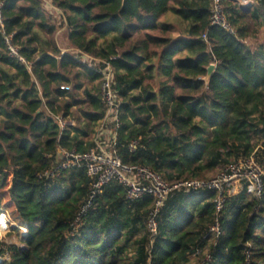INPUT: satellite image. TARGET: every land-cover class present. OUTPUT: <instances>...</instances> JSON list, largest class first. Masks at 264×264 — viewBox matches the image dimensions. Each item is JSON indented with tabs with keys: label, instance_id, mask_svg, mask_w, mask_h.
<instances>
[{
	"label": "trees",
	"instance_id": "trees-1",
	"mask_svg": "<svg viewBox=\"0 0 264 264\" xmlns=\"http://www.w3.org/2000/svg\"><path fill=\"white\" fill-rule=\"evenodd\" d=\"M219 1L220 5L238 3V0ZM50 2L61 13L56 20L42 0H4L0 5V115L20 121L12 126L20 138L15 149L7 143L14 139L12 132L0 131V208L14 216L11 209L15 204L17 211L29 221L27 240H18L20 245L27 243L28 247L12 245L20 249L16 264H202L196 253L199 250L202 254L213 239L208 224L216 215L214 192H189L187 198L193 211L188 213L181 208L171 234L161 237L159 243L163 246L153 245L149 253L146 247H138L144 243L142 237L138 239L139 229L125 232L113 227L101 235L94 228L101 217L95 215L90 217L86 229L78 228L77 235H70L75 215L74 196L54 188L44 192L41 198L42 201L51 198L48 207L37 204L40 185L30 182L35 180L28 171L30 165L16 170L14 161L20 157L13 153H22L35 163L41 154V144L33 141L43 140L45 149L53 148L55 140L49 137L59 134L57 115L73 119L75 125L69 129L82 135L85 141L91 133L97 134L106 113L100 98L102 74L98 71L109 65L119 121L135 105H147V112L152 114L145 115L142 108L136 109L141 116L133 121L139 133L135 139L144 147L138 148L131 158L125 156L122 163L153 165L154 156L160 155L167 167L162 166L158 171L172 174L167 181L170 184L214 178L210 174L216 171L223 155L236 162L253 158L264 170V160L258 159L264 155V142H261L264 47L251 50L242 41L256 33L259 15L253 16L254 23L249 28L241 26V22L253 6L239 11L235 7H222L224 18L235 31L231 34L211 25L213 0ZM121 16H136L141 23L127 25L120 31ZM61 29L71 49L64 53L58 42ZM174 32L178 33L175 37ZM7 36H11L17 57L9 55ZM81 58L85 61L81 62ZM210 64L215 65V70L209 81L204 82ZM161 75L170 78L165 81L166 87L161 86ZM152 82H156V87ZM64 86L69 89H61ZM137 90H142L143 95H130ZM207 90L218 97L212 102L211 114L203 104ZM64 97H70L69 101L62 103ZM161 97H167L173 106L171 110L160 102ZM41 105L47 111L38 110ZM77 109H80L79 117L75 115ZM157 114L167 118L153 124ZM81 117L94 126L89 132L76 127ZM197 118L214 129L212 136L216 139L191 146V155L182 166L173 158L174 153L166 151L168 138L163 135L153 138L151 133L162 125L167 126L174 145L178 129L191 127L197 135L204 133V129L194 124ZM129 128L122 124L118 136L129 133ZM29 129L33 133L31 139L26 135ZM70 139L67 134L60 136L62 144ZM220 149L229 151L222 155ZM44 166L41 162V167ZM187 170L192 172L190 178H186ZM110 191L119 193L122 189L113 184ZM9 194L12 200H8ZM171 194L164 203H168ZM142 200L143 206L133 204L137 214L130 216V222L134 225L154 203L150 195ZM243 201L246 195L238 194L237 199L225 203L222 209V230L227 235L219 238L210 253L215 264H243L246 250L254 252L250 264H264V251H255L264 249V195L258 201ZM113 207L122 211L123 201ZM243 225L246 227L241 231ZM17 231V227H11L9 234ZM2 243L4 239L0 238ZM48 243L53 247H42ZM249 244L254 248H249Z\"/></svg>",
	"mask_w": 264,
	"mask_h": 264
},
{
	"label": "clouds",
	"instance_id": "clouds-1",
	"mask_svg": "<svg viewBox=\"0 0 264 264\" xmlns=\"http://www.w3.org/2000/svg\"><path fill=\"white\" fill-rule=\"evenodd\" d=\"M3 2L4 0H0V4H3ZM68 2L71 3V0H68ZM249 5L253 7L248 13V16L241 22V26L247 25L250 28L254 23L253 16L259 15L260 20L258 23L264 27V0H238L236 5L222 4L220 7H235L239 11L240 8L247 9ZM140 23L141 21L136 16H121L119 18L120 31H123L127 25H138ZM216 63L219 64L220 61L217 60ZM141 71L143 70L141 69ZM160 79L161 86L166 87L165 81L170 78L161 75ZM79 82L75 81L74 83ZM130 95L139 96L143 95V92L142 90H137ZM109 96L111 99L107 102L108 105H116L118 108L115 95L109 93ZM49 98L52 99L53 97L50 96ZM217 98L215 92L210 90L206 91L203 104L208 108L209 114L213 111L212 102ZM69 99L70 97H64L62 103L68 102ZM160 102L167 106L169 110L173 107L169 105L167 97H161ZM147 107V105L133 106L131 111L124 113L125 119L123 121H117L115 115L106 117L103 122L104 128L98 129V135L91 133L87 141L73 129H65L62 125L58 130V135L49 137L55 140V146L53 148L45 149L43 147V140L33 141V143L41 144V154L36 157L35 163L27 160L24 154L14 152V156L20 157L19 160L14 161L15 168L19 170L25 168L27 165L31 166L28 171L30 176H35V180H30V182L40 185V191L36 194L37 204L42 203V206L48 207L51 198L43 201L41 198L44 192L54 188H59L63 192L74 196L75 215L71 222L72 231L70 235H77L76 229L78 228L86 229L90 217L95 215L101 217L94 224V228L101 235L113 227L125 232H129L133 228L139 229L140 237L138 239L142 237L144 243L138 245V247H146L149 253L153 245L159 244L160 247L163 246L159 243L161 237L171 234V230L175 225L178 212L181 208L188 213L193 211V207L187 198L190 191L201 192L202 190L211 188L218 189L219 191L216 195V215L210 219L208 224L211 232L214 233L213 239L202 250V254L199 250L196 253L203 264H215L213 256L210 253L219 238L227 235L222 230L223 225L221 223V216L224 215L222 209L225 208V203L231 204L233 200L237 199L238 194L241 193L246 195V201L243 202L258 201L264 195V185L257 178V172H259L260 176L264 177V170H262L261 165H257L251 174H247V167L250 166L241 165V167L245 168V171L241 172L240 168L236 167L235 160H230L227 155H223L229 150L220 149L223 159L219 161L216 171L210 174V177H215L211 179V183H206L200 179L191 180V183L187 186L181 184L180 191L177 192L167 182L168 179H171L172 174L167 171H158L162 166L167 167L166 161L160 155L154 156V166L138 164L133 168V166L127 163L121 166L120 161L125 159V156L131 158L137 154L138 148L144 147L139 140L135 139L139 133L136 131L133 121L141 116V113L136 111L137 108H142L145 115H152L147 112ZM38 110L47 111L43 105ZM109 111L112 112L114 109L110 107ZM79 113L80 109H77L75 113L76 117H79ZM47 114L52 115L53 113L48 112ZM166 118L165 115L157 114L153 117V124L159 123L160 120ZM19 123L20 121L17 119L8 120L5 116L0 115V131L12 132L14 139L7 143L11 144L13 149L19 143L20 138L12 126L18 125ZM122 124L130 126L129 133L118 136V130ZM194 124L198 128L204 129V133L197 135V132L193 131L191 127L183 130L178 129L175 133L177 142L174 145L172 144L171 130L165 125H162L161 129L153 131L151 136L153 138L159 135L166 136L169 142L166 151L174 153L173 158L183 166L185 160L189 159L191 155V146L196 144L204 145L206 142L216 139L212 136L214 129L209 128L206 121L197 118ZM25 127L28 126L25 125ZM76 127L83 132H89L90 128L94 126L90 125L81 117ZM105 128H109L110 131L105 132ZM65 134L69 135L71 139L67 143L62 144L60 136ZM145 134L147 135V133ZM26 135L31 139L33 135L31 129H29ZM261 142H264V137H261ZM258 159L264 160V155ZM41 162L45 165L44 167H41ZM133 171H135V175L132 174ZM187 171L189 175L186 178H190L192 172L191 170ZM237 176H239V179H237ZM113 184L120 185L122 191L119 193L110 191ZM161 184L172 193L167 198L168 203H164L163 199L158 197L150 209H145L147 215L139 223L132 224L130 222V216L137 214L133 204L143 206L142 198L146 195L159 192L158 185ZM9 187H11V183ZM225 190L227 191L225 192ZM12 199V195L9 194L8 200ZM118 201H123L122 211H117L113 207ZM18 203L19 201H16V204ZM11 212L15 215L9 216L6 212L3 219L7 220L9 224L15 223L18 231L11 236L5 237L4 243L0 244V264H5V262L7 264H16L20 249L13 248L12 245L17 243L18 240H27L29 235V228L27 227L29 221L25 220L23 214L17 211L15 204ZM250 214L247 213V215ZM22 222L24 226H21ZM244 227L246 225L241 227V231H243ZM38 229L39 225H37ZM237 242H240L239 237H237ZM20 247L27 248L28 245L25 243L20 245ZM42 247L51 248L53 245L48 243L42 245ZM248 247L254 248L252 244H249ZM255 251H264V249H256ZM253 255L254 252L246 250L243 264H250ZM149 259L151 260V256H149Z\"/></svg>",
	"mask_w": 264,
	"mask_h": 264
},
{
	"label": "built area",
	"instance_id": "built-area-1",
	"mask_svg": "<svg viewBox=\"0 0 264 264\" xmlns=\"http://www.w3.org/2000/svg\"><path fill=\"white\" fill-rule=\"evenodd\" d=\"M250 6H252V5H249V7ZM211 25L219 26V27L227 30L229 33L235 34L234 29L227 23L226 19L223 16L222 7H220V1L219 0H213V11H212V15H211ZM5 41L7 44L9 55L17 57L18 56L17 50L12 45L11 36L5 37ZM84 61H85V59L81 58V62H84ZM98 73L102 74V81H101V85H100V98H101V101H102V103L106 109L104 120L106 117H109L110 115H115L117 117V121H119V117H118L119 116V109L116 107V105H110L109 106L107 103L111 99V97L109 96V93H112L115 95V92H114L113 87H112V71H111V68L109 65H106L105 68L101 71H98ZM61 89L68 90L69 87L64 86V87H61ZM115 98H116V95H115ZM116 101H117V98H116ZM110 107L112 109H114V111L110 112L109 111ZM57 117H58V119H57ZM104 120H103V122H104ZM56 121L59 125V128H61V126L63 125V127L65 129H69L70 127L75 125V121L73 119H70L68 117H64L62 115H57ZM101 128H104V123L102 124ZM107 131H109L108 128H105V132H107ZM98 134H99V131H98L97 135ZM120 165L122 166V165H124V163H122V161H120ZM241 165L250 166V167H247V174H251L253 172V170L257 167L258 164L254 161L253 158H248V159L237 161L236 167L240 168L241 172H244L245 168L241 167ZM131 166H133V168H135L136 165H131ZM132 174L135 175L136 174L135 171H133ZM232 174H235V173H232ZM214 178H211V179H214ZM257 178L260 179L261 184L264 185L263 177L259 175V172H257ZM211 179L202 180V181H204L206 183H211ZM237 179H239V176H237ZM189 183H191V181L180 182V183H176V184H170V183H168V184L171 185L175 190H179L181 187V184L187 186ZM228 183H231V182H228ZM158 187H159V192H156V193L150 195L154 198V202L157 200L158 197L162 198L164 201L165 198L167 197V195L170 193L168 191V189L163 186V184L158 185ZM202 191H212L215 193V195H217L219 190L215 189V188H211V189H206V190H202ZM190 192H192V191H190ZM193 193H200V192H193ZM215 208H216V198H215ZM5 213H6V211L4 209L0 208V233L7 232L9 229V225H13L12 227H17L15 223L9 224L7 220L3 219ZM212 226H215V225H212ZM209 233L214 236V233L211 232L210 228H209Z\"/></svg>",
	"mask_w": 264,
	"mask_h": 264
},
{
	"label": "crops",
	"instance_id": "crops-1",
	"mask_svg": "<svg viewBox=\"0 0 264 264\" xmlns=\"http://www.w3.org/2000/svg\"><path fill=\"white\" fill-rule=\"evenodd\" d=\"M43 4L45 5L46 7V10L49 12V13H53L54 17L53 19L56 17H59L60 16V11H58L57 8H55L50 0H42ZM264 29V27H262L261 25H259V28L257 27V31L254 35H251V36H248L246 37L243 41L244 45H246L248 48H250L251 50H256L258 47H264V36L263 34L261 33V35L259 36V33H260V30ZM259 31V33H258ZM60 34V35H59ZM58 36H63L62 37V41L58 40V42L60 41V44H62L61 47V52L64 53L71 50L70 48H68L67 46V43L65 41V38H64V29H61L59 30L58 32ZM259 37V38H258Z\"/></svg>",
	"mask_w": 264,
	"mask_h": 264
},
{
	"label": "rangeland",
	"instance_id": "rangeland-1",
	"mask_svg": "<svg viewBox=\"0 0 264 264\" xmlns=\"http://www.w3.org/2000/svg\"><path fill=\"white\" fill-rule=\"evenodd\" d=\"M56 20V19H55ZM58 22V21H57ZM258 33H259V31H258ZM261 33L263 34V36H264V29H262V30H260V33H259V36L261 35ZM172 35L175 37V36H177L178 35V33H172ZM259 38V37H258ZM58 39L60 40V41H62V36H59L58 37ZM60 41H59V43H60ZM63 42V41H62ZM61 46H62V44H60ZM65 52V51H64ZM152 85L154 86V87H156V82H152ZM13 225H9V229H8V231L7 232H5V233H0V238H2V239H4L5 240V237H7V236H11L9 233L11 232V227H12ZM17 244L20 246V243L17 241Z\"/></svg>",
	"mask_w": 264,
	"mask_h": 264
},
{
	"label": "water",
	"instance_id": "water-1",
	"mask_svg": "<svg viewBox=\"0 0 264 264\" xmlns=\"http://www.w3.org/2000/svg\"><path fill=\"white\" fill-rule=\"evenodd\" d=\"M215 70V65L214 64H210L208 67H207V73L205 75V77H203V81L204 82H208L211 75L213 74Z\"/></svg>",
	"mask_w": 264,
	"mask_h": 264
}]
</instances>
